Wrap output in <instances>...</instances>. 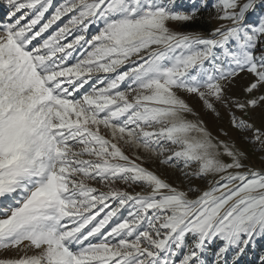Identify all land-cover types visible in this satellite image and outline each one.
Here are the masks:
<instances>
[{"label": "snow or ice", "instance_id": "6c2138e0", "mask_svg": "<svg viewBox=\"0 0 264 264\" xmlns=\"http://www.w3.org/2000/svg\"><path fill=\"white\" fill-rule=\"evenodd\" d=\"M6 2L0 252L15 256L0 264H246L264 243V168L224 129L228 140L188 119L184 97L223 109L264 153V0ZM209 9L223 23L207 36L174 26ZM244 72L245 98L230 96ZM121 143L180 169L187 187Z\"/></svg>", "mask_w": 264, "mask_h": 264}, {"label": "rangeland", "instance_id": "374dc122", "mask_svg": "<svg viewBox=\"0 0 264 264\" xmlns=\"http://www.w3.org/2000/svg\"><path fill=\"white\" fill-rule=\"evenodd\" d=\"M208 11L210 14L209 17L213 22V29H215L223 22L215 18L216 12L214 9H209ZM181 25L182 24L174 25V26L177 28L178 31L185 32L181 29ZM196 34H201L206 36L204 33H196ZM252 79L253 77L251 76V74L246 72L241 73L228 86V94L230 96L239 99H244L245 98L244 88ZM184 98L193 108L194 112L197 113L196 116H189L188 119L192 120L193 122L197 120H202L204 122V125L207 127V129L212 133L214 137L219 136V138L222 140H228V138L230 137L231 142L235 144L236 148L247 154V160L244 161L246 164H249L250 166L257 169L264 168V159H262L264 153L257 151L256 146L248 142V140L246 139V135H250V134L242 133L241 131L234 129L230 126L228 113H226L223 109H221L220 110L221 115L220 117H217L215 114L206 110L202 102L197 97L185 95ZM237 115H239V113H237ZM243 118L248 119L247 116ZM251 118H252V122L255 124L256 127L262 126L261 124L262 116L259 110L252 112ZM220 129H224L225 131H227L229 137H225L221 135ZM101 132L105 133L107 136L111 138L110 133H107L106 130H104L103 128H101ZM119 146L121 147L122 151H124V153L130 157V159H136L137 156L141 157V159L136 160L137 163L143 165L146 168H149L151 171L161 176L167 182L179 188L187 187L188 182L184 180L183 174L180 171V169L175 167H169L165 164H161L160 163L161 157H156L149 152H145L143 148H137L135 145H126L121 143ZM169 154L170 153H166L165 155H169ZM194 183L199 184L201 187H204L202 181H195ZM129 191L140 192L141 189L134 188ZM259 244L263 246L262 248L264 251V243H257L255 244V246ZM13 256H15V251L12 250L0 252V258L13 257Z\"/></svg>", "mask_w": 264, "mask_h": 264}, {"label": "trees", "instance_id": "16d2710c", "mask_svg": "<svg viewBox=\"0 0 264 264\" xmlns=\"http://www.w3.org/2000/svg\"><path fill=\"white\" fill-rule=\"evenodd\" d=\"M208 11L198 14V18L190 23H183L181 29L188 33L203 32L209 34L213 30V22Z\"/></svg>", "mask_w": 264, "mask_h": 264}]
</instances>
